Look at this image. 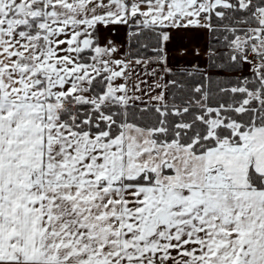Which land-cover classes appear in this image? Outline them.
<instances>
[{"label":"snow or ice","instance_id":"1","mask_svg":"<svg viewBox=\"0 0 264 264\" xmlns=\"http://www.w3.org/2000/svg\"><path fill=\"white\" fill-rule=\"evenodd\" d=\"M0 264H264V0H0Z\"/></svg>","mask_w":264,"mask_h":264}]
</instances>
